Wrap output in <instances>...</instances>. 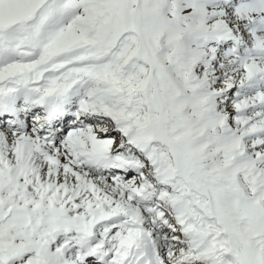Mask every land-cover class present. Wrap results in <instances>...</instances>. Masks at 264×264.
<instances>
[{"label": "snow or ice", "instance_id": "obj_1", "mask_svg": "<svg viewBox=\"0 0 264 264\" xmlns=\"http://www.w3.org/2000/svg\"><path fill=\"white\" fill-rule=\"evenodd\" d=\"M0 264H264V0H0Z\"/></svg>", "mask_w": 264, "mask_h": 264}]
</instances>
